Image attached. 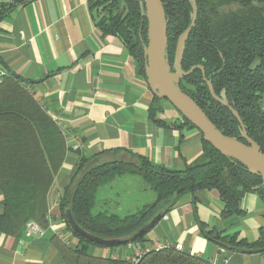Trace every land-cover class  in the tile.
Returning <instances> with one entry per match:
<instances>
[{
  "label": "trees",
  "instance_id": "trees-1",
  "mask_svg": "<svg viewBox=\"0 0 264 264\" xmlns=\"http://www.w3.org/2000/svg\"><path fill=\"white\" fill-rule=\"evenodd\" d=\"M33 0H0V22L18 6ZM168 20L166 57L173 67L177 41L192 20L190 0H162ZM199 15L196 26L186 41L182 62L185 70L203 65L207 79L218 95L226 90L227 100L240 114L248 135L264 151V0H197ZM142 0H91L96 23L104 35L118 37L145 73V46L148 43V21L141 9ZM236 5V8L224 9ZM180 86L205 111L225 135L240 137L238 120L232 111L216 101L203 78L201 69L185 76ZM157 101H167L159 99ZM169 102V101H167ZM170 103V102H169ZM157 107H150L155 117ZM185 125L195 127L182 117ZM202 154L183 169H172L153 163L138 152L125 150L135 162L112 160L90 164L92 158L80 156L71 183L64 189L61 217L76 240L72 244L57 234L51 241L66 264H214L174 246L152 249L138 259L96 256L91 243L78 236L67 223L70 209L84 230L102 238H129L158 212L164 215L186 194L201 190L219 191L225 207L224 218L243 212L241 203L249 192L264 194L262 183L240 162L223 155L202 138ZM66 138L56 122L34 97L30 86L15 73L0 78V191L4 210L0 230L11 235L24 233L28 221L49 227L48 194L62 167ZM125 173L141 177L156 194L155 201L137 211L121 216L107 212L94 213L98 189ZM80 175L77 185H72ZM147 234L131 242L143 246ZM206 236L230 252L264 251V230L255 242L238 239V235L221 236L210 230Z\"/></svg>",
  "mask_w": 264,
  "mask_h": 264
},
{
  "label": "crops",
  "instance_id": "crops-1",
  "mask_svg": "<svg viewBox=\"0 0 264 264\" xmlns=\"http://www.w3.org/2000/svg\"><path fill=\"white\" fill-rule=\"evenodd\" d=\"M90 1L33 0L0 22V78L15 73L30 86L41 106L60 121L68 148L48 194L46 236L0 230V264H66L51 237L61 231L70 238L60 201L81 155L92 158L93 164L112 161L127 150L157 165L183 169L202 154L201 131L185 125L169 102H156L127 47L98 28ZM152 105L158 109L155 117ZM224 207L216 189L186 194L149 231L146 242L181 244L214 264L226 258L228 264H264V251L230 252L206 236L214 230L221 236L257 241L264 230V194L247 193L243 212L230 218L222 216ZM3 210L0 191V214ZM108 251L90 248L96 256H108ZM118 251L121 258L132 254L125 246Z\"/></svg>",
  "mask_w": 264,
  "mask_h": 264
},
{
  "label": "water",
  "instance_id": "water-1",
  "mask_svg": "<svg viewBox=\"0 0 264 264\" xmlns=\"http://www.w3.org/2000/svg\"><path fill=\"white\" fill-rule=\"evenodd\" d=\"M190 1L193 8L192 20L188 28L180 35L177 41L174 64L172 67L166 57L168 20L165 4L162 0H142L141 9L148 21V43L145 46V73L147 82L151 91L157 98L169 101L182 117L186 118L201 131L204 140L212 144L223 155L242 163L249 172L260 175L262 183L253 188V190H260L264 187V151H262L258 143L248 135L246 125L239 112L231 106L227 100L226 90H223L220 95L216 93L212 82L206 77L203 65H194L189 70H185L182 66L186 50V41L196 26L199 15L197 0ZM196 69L202 70L204 81L208 85L212 97L228 107L238 120L241 130L239 138L227 136L218 129L197 102L181 88V79L188 76ZM79 178L80 175L75 179L72 189L77 185ZM65 216L68 225L78 236L91 243L105 247H113L125 246L148 234L163 218L164 214L158 212L150 221L129 238H102L96 236L79 226L70 209L65 211Z\"/></svg>",
  "mask_w": 264,
  "mask_h": 264
},
{
  "label": "rangeland",
  "instance_id": "rangeland-1",
  "mask_svg": "<svg viewBox=\"0 0 264 264\" xmlns=\"http://www.w3.org/2000/svg\"><path fill=\"white\" fill-rule=\"evenodd\" d=\"M236 7V5H231L224 9ZM114 160L135 162V159L126 152ZM155 198L156 194L141 177L132 173H125L98 189L93 212H107L124 216L137 211L145 204L151 203Z\"/></svg>",
  "mask_w": 264,
  "mask_h": 264
},
{
  "label": "built area",
  "instance_id": "built-area-1",
  "mask_svg": "<svg viewBox=\"0 0 264 264\" xmlns=\"http://www.w3.org/2000/svg\"><path fill=\"white\" fill-rule=\"evenodd\" d=\"M261 108H262V112L264 115V94L262 95L261 98ZM58 122V124L60 123V121L56 120ZM75 148H78V146L76 145ZM24 234L28 237L30 236H46L47 234V229L43 228L38 222L36 221H28L25 225V229H24ZM56 234L58 236H60L62 239L64 238V234L61 233V231L56 232ZM70 234V233H69ZM70 238H73L72 235L70 234ZM70 238H64L68 243L72 244V242L70 241ZM166 246H174L175 248H177L178 250L182 251L184 250V247L181 244H176V245H170V244H164L161 242H157V243H145L143 246H141L140 244L137 243H129L127 245H125V247L130 248V250L132 251V254H127L125 256V259L128 260H136L138 259V257H140L142 254H144L145 252H148L152 249H159V248H163ZM122 247V246H121ZM119 247L116 248H108V257H112V258H121V254L118 251ZM229 260L228 258L225 259L223 264H228Z\"/></svg>",
  "mask_w": 264,
  "mask_h": 264
}]
</instances>
